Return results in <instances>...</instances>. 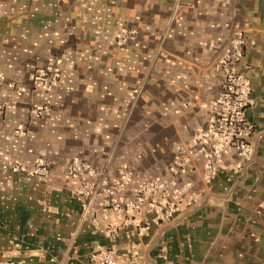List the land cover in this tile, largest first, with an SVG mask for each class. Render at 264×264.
Here are the masks:
<instances>
[{
	"label": "crops",
	"instance_id": "1",
	"mask_svg": "<svg viewBox=\"0 0 264 264\" xmlns=\"http://www.w3.org/2000/svg\"><path fill=\"white\" fill-rule=\"evenodd\" d=\"M237 33L253 152L225 150L209 176L195 153L176 171ZM55 62L41 87L36 70ZM0 72V264H97L112 247L113 264H264V0H0ZM156 177L176 182L171 217L116 213Z\"/></svg>",
	"mask_w": 264,
	"mask_h": 264
},
{
	"label": "built area",
	"instance_id": "2",
	"mask_svg": "<svg viewBox=\"0 0 264 264\" xmlns=\"http://www.w3.org/2000/svg\"><path fill=\"white\" fill-rule=\"evenodd\" d=\"M122 40L134 38V35L121 36ZM248 42L243 33H237L231 40L230 46L225 49L218 60L217 68L222 74L221 89L215 99L214 113L206 126L200 128L193 136L190 145H182L177 149L175 169H184L188 163V156L203 153L206 157L207 176L214 167V160L225 150H238L243 155H250L253 148L250 137L254 131V124L246 117V108L251 103L253 86L251 80L238 70L237 63L241 59L244 46ZM60 76L59 62L39 67L36 70V83L44 88H50ZM3 73L0 72V84L3 82ZM87 169L81 160H74L69 166L71 175H80ZM35 171L41 175L49 173V167L44 162H38ZM128 178L122 176L120 185H124ZM177 187L174 180L169 183L156 177L142 182L138 188V195L134 200L119 199L114 201V208L118 215L132 213L141 208L155 212V220L162 221L173 215L177 210L175 202ZM160 197V200L156 198ZM134 219L128 217L127 222ZM118 225H109L106 233L112 235L117 232ZM117 249L112 247L102 250L93 256L97 264H113ZM7 264H14L8 262Z\"/></svg>",
	"mask_w": 264,
	"mask_h": 264
}]
</instances>
